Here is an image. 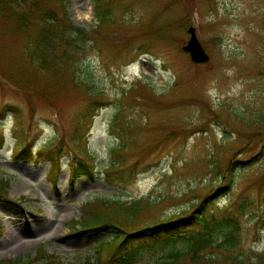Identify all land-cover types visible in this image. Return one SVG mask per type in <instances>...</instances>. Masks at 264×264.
Listing matches in <instances>:
<instances>
[{"label": "rangeland", "instance_id": "rangeland-1", "mask_svg": "<svg viewBox=\"0 0 264 264\" xmlns=\"http://www.w3.org/2000/svg\"><path fill=\"white\" fill-rule=\"evenodd\" d=\"M65 4L76 25L91 27V43L68 72L38 84L26 51L30 32L0 14V178L9 183V201L0 200V260L39 264L43 249L64 264H117L97 258L108 235L79 232L74 222L86 202L148 197L156 203L136 226L190 215L201 204L195 215L209 210L238 221L234 255L258 252L264 264V0H113L111 23L96 18L95 0ZM190 27L206 63L183 49ZM122 107L130 149L124 166L107 171ZM51 139L52 149L63 142L54 176L47 153L39 155ZM73 161L94 175L72 184ZM172 246L150 242L130 264H167ZM227 253L205 255L225 264Z\"/></svg>", "mask_w": 264, "mask_h": 264}, {"label": "trees", "instance_id": "trees-1", "mask_svg": "<svg viewBox=\"0 0 264 264\" xmlns=\"http://www.w3.org/2000/svg\"><path fill=\"white\" fill-rule=\"evenodd\" d=\"M112 1L95 0V15L100 23L112 22ZM0 14L8 19L12 18V21H15L20 28L30 32L31 37L26 51L29 52L33 68L37 70L32 71L31 75L32 82L37 84L42 78L46 80L47 77L68 72L69 61L74 56L86 52L87 45L91 43L89 38L91 27L76 25L67 9L65 0H0ZM74 83L76 87L83 85V82L78 81L77 78H74ZM87 87V91L90 92L91 87L89 85ZM96 92V94L94 92L95 97L104 94L103 90H96ZM123 113L122 107L111 124L112 130L120 138V143L112 150V160L107 171L126 164L124 153L130 149L131 139L126 137V132L122 127L124 123L120 118L123 117ZM55 140L51 139L48 142L49 152H39L40 156L47 153L46 158L51 162V172L49 173L52 176L61 168V157L57 156L55 160V149H61L63 145V142L60 141L59 145L52 149L51 145ZM2 145L3 140L0 139V148ZM27 152V149H22L16 155L22 156ZM84 174L93 176L94 169L89 168L88 164L86 168H81L74 161L70 163L72 184ZM8 189V180L0 178V200L9 201L6 195ZM155 203V200L148 197L127 202H109L104 199L98 203L86 202L82 218L75 221L74 224L80 226L79 232H87L95 237L108 235L97 246L99 262L102 261V255L107 254L104 262L130 264L138 252L147 248L150 242L173 245L167 254V264H204L207 261L214 264L215 259L205 255V252L209 249L223 248L228 253L222 259H231L229 263L225 264H257V262H261L258 252L249 258H246L244 254L234 255L233 251L240 245L238 221L230 216L215 217L209 210L200 211L199 215H195L201 204L196 206L197 208L190 215L183 214L167 220H154L152 224L136 226L139 220L133 222L134 218L138 219L144 209ZM193 227L196 229L191 231ZM198 227H201V230H197ZM218 240L220 241L218 242ZM181 241L186 244H179ZM36 257L45 260L39 264H64L59 260V256L49 254L43 249H39V254ZM220 257L221 255L218 259ZM31 261L32 259L22 258L5 259L0 260V264H31Z\"/></svg>", "mask_w": 264, "mask_h": 264}, {"label": "water", "instance_id": "water-1", "mask_svg": "<svg viewBox=\"0 0 264 264\" xmlns=\"http://www.w3.org/2000/svg\"><path fill=\"white\" fill-rule=\"evenodd\" d=\"M189 32L191 34L190 40L183 48L190 53L191 59L195 63H206L209 61L210 56L207 54L203 46L201 45L196 30L194 27H190Z\"/></svg>", "mask_w": 264, "mask_h": 264}, {"label": "bare ground", "instance_id": "bare-ground-1", "mask_svg": "<svg viewBox=\"0 0 264 264\" xmlns=\"http://www.w3.org/2000/svg\"><path fill=\"white\" fill-rule=\"evenodd\" d=\"M88 8H89V10L91 9V7L90 6H88ZM85 12V11H84ZM90 12V11H89ZM81 14H84V13H82V11H81ZM9 224H6V235H9L10 234V230H9Z\"/></svg>", "mask_w": 264, "mask_h": 264}]
</instances>
